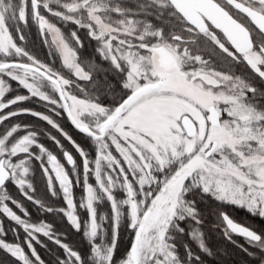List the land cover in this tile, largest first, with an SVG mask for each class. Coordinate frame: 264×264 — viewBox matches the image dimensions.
I'll list each match as a JSON object with an SVG mask.
<instances>
[{"label":"snow or ice","instance_id":"1","mask_svg":"<svg viewBox=\"0 0 264 264\" xmlns=\"http://www.w3.org/2000/svg\"><path fill=\"white\" fill-rule=\"evenodd\" d=\"M30 26L51 64L27 50ZM10 186L86 247L33 222ZM228 208L264 220V0H0V252L15 264H228L222 240L264 264V229Z\"/></svg>","mask_w":264,"mask_h":264},{"label":"trees","instance_id":"2","mask_svg":"<svg viewBox=\"0 0 264 264\" xmlns=\"http://www.w3.org/2000/svg\"><path fill=\"white\" fill-rule=\"evenodd\" d=\"M75 26L70 25V26H65L63 27V31L65 34H67L72 28ZM27 40H26V47L27 50H29L33 55H35L37 58H39L41 61L46 62V63H52V58L49 57L48 52L49 49L48 47L43 43L37 29L35 26H30L27 30ZM82 39L85 41V49L83 50V55H88L92 52V47L94 42H90L85 38V32L84 30H80L78 33ZM59 60L57 59L55 61V66L59 67ZM238 72L241 70L238 69ZM13 88H16L15 83H13ZM13 94H24L23 90H20L19 93L16 91L12 92ZM22 107H29V108H35L36 110L43 111L44 109L42 106L35 101L31 102H26L25 104L22 105ZM20 121H23L25 123L32 124L33 126H38L40 129H48L52 132L53 135H57L58 138H61L58 133L55 132V130L50 129L48 125L44 122H40L35 120V118H32L30 116H23L18 118ZM16 121H10L9 123H14ZM58 123L61 124V126L64 128L65 131H67L70 135H72L73 139L77 141V143H80L82 147H84L86 150L89 149V141L80 133H78L73 126L67 121L66 117H61L58 118ZM62 139V138H61ZM41 141L46 144L49 148L52 150L56 151V154L60 156V153L58 150L55 149L54 145L51 144L50 141L47 140L46 137H42ZM65 147L69 151H73V154H75L74 150L72 149L71 145H69L66 141H63ZM78 161L79 158L77 157ZM35 185L37 189V196H42L44 193V182L43 179L41 178L39 171L37 170L36 173V179H35ZM77 192L79 193V189H77ZM10 193L12 196H14L17 200H20L25 207L28 208V210L32 213V220L33 222H37L40 219L46 220L48 222H54V226L57 231L63 232L67 234V242L73 244L75 247L78 249H84L86 245L84 244L81 236L74 231H72L69 226L66 224V222L60 220L58 217H54L52 215H39L34 206L26 201L20 194L19 192L14 188L10 186ZM105 207H107L105 205ZM227 211L229 214L238 222L244 223L246 225H250L254 227L257 230H262L264 229V220H261L260 218L253 217L246 213L243 210H236L233 208H228ZM7 224V221H5ZM21 236H23V233L21 232ZM11 235H9V239H11ZM41 239L44 240V242L47 244L48 249H53V251H59V249H56L55 245H53L51 242L47 241L45 238L41 237ZM241 244L244 243V241L240 238H237ZM214 242H217L216 238L214 237ZM221 246L227 249L229 253V258H228V264H243L244 261L248 260V258L241 253L238 249L234 248L232 245L227 244L225 241L219 240L218 241ZM27 251V249H25ZM37 250L41 254V256L47 261L51 259V254L47 249L41 248L39 245H37ZM122 250H123V245H122ZM62 254V253H61ZM0 261H3V264H15V261L11 260L9 257H7L3 252H0ZM250 264H254V262H250Z\"/></svg>","mask_w":264,"mask_h":264},{"label":"flooded vegetation","instance_id":"3","mask_svg":"<svg viewBox=\"0 0 264 264\" xmlns=\"http://www.w3.org/2000/svg\"><path fill=\"white\" fill-rule=\"evenodd\" d=\"M13 95H15V94H13Z\"/></svg>","mask_w":264,"mask_h":264}]
</instances>
